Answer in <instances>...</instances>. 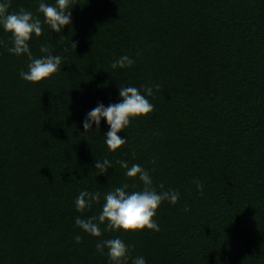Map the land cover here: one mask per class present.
Returning a JSON list of instances; mask_svg holds the SVG:
<instances>
[{
  "label": "trees",
  "instance_id": "obj_1",
  "mask_svg": "<svg viewBox=\"0 0 264 264\" xmlns=\"http://www.w3.org/2000/svg\"><path fill=\"white\" fill-rule=\"evenodd\" d=\"M8 2L42 21L33 57L46 44L63 60L49 78L23 80L28 57L7 51L0 25V264H109L96 243L116 237L129 246L127 264H264V0H72L61 32L43 23L41 0ZM122 55L135 64L112 69ZM119 86L140 89L154 110L131 119L113 152L106 119L89 132L83 121L101 102H122ZM105 158L113 167L101 174L95 163ZM121 160L179 200L157 209L158 232L94 237L75 218L99 215L116 187H143ZM82 190L101 200L79 212Z\"/></svg>",
  "mask_w": 264,
  "mask_h": 264
},
{
  "label": "clouds",
  "instance_id": "obj_2",
  "mask_svg": "<svg viewBox=\"0 0 264 264\" xmlns=\"http://www.w3.org/2000/svg\"><path fill=\"white\" fill-rule=\"evenodd\" d=\"M72 0H55L54 4L45 3L44 0L38 5L37 12L44 17L43 23L50 26L52 30L61 32L63 27L71 23ZM10 3L8 0L0 2V25L4 31L11 34V47H7V51L11 54L28 57V71L21 70L20 77L28 82H40L51 77L56 73L62 63L63 57L53 55L48 45H41L40 52L45 53L40 58H34L30 51L29 41L33 34L39 37L42 34V21L39 16L34 15L31 11L21 8L18 12H9ZM5 42L0 41V44ZM76 49V44L73 42ZM137 55H140L138 52ZM135 64V60L128 55H122L114 59L111 67L128 68ZM106 70V69H105ZM107 71V70H106ZM144 92L148 96H153V87L143 85ZM160 85H155L157 91ZM119 95L122 102L109 104L105 106L102 102L97 107L89 111L83 121L85 132L92 129L93 123L99 130L102 118H105L110 130L106 133V145L110 151H116L122 145L127 143V139L118 135L124 130L132 118L146 116L154 110V105L149 102L145 95L141 94L140 89L132 86H119ZM135 156V153H133ZM155 159L151 161L155 164ZM116 163L126 169L125 175L129 178H137L142 182L143 187L140 190L126 191L130 185L125 183L122 187H116L104 194V203L102 211L99 215L89 216L86 219L81 217L75 218V225L84 232L100 237L103 231L113 232L123 230L126 232L143 230L145 228L153 231H160L159 224L153 219L156 211L163 201H169L175 205L179 200V192L177 190H164V185L160 184L161 191L158 193L156 187L153 186V179L150 171L141 167L139 164H129L126 161H117ZM109 167L113 164L107 158L103 161H96L95 168L101 174L107 173ZM154 171V169H153ZM197 189L203 195V184L199 179H194ZM133 188L137 187L135 184ZM101 200L100 192H90L82 190L76 197L74 203L77 211L84 212L86 208L90 209L94 202ZM190 209L185 208L184 211ZM105 225L102 230L100 225ZM77 244L81 243L82 237L76 235L74 237ZM107 249V253H105ZM96 251L101 255H107L109 264H127L130 257L129 246L119 238H110L99 240L96 243ZM132 264H146L145 258L137 256L132 258Z\"/></svg>",
  "mask_w": 264,
  "mask_h": 264
}]
</instances>
